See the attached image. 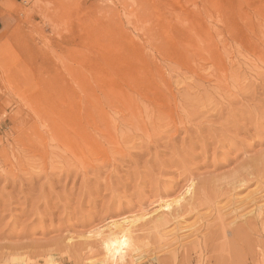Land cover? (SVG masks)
Here are the masks:
<instances>
[{"label": "rangeland", "instance_id": "obj_1", "mask_svg": "<svg viewBox=\"0 0 264 264\" xmlns=\"http://www.w3.org/2000/svg\"><path fill=\"white\" fill-rule=\"evenodd\" d=\"M14 2L0 64L36 94L0 91V264H264V0Z\"/></svg>", "mask_w": 264, "mask_h": 264}, {"label": "bare ground", "instance_id": "obj_2", "mask_svg": "<svg viewBox=\"0 0 264 264\" xmlns=\"http://www.w3.org/2000/svg\"><path fill=\"white\" fill-rule=\"evenodd\" d=\"M240 2H241V0H240ZM247 4H250V3H247ZM257 4H256V6H257ZM234 5H236V3ZM259 5H260V3H259ZM0 7L3 8V9H8L9 11H13L16 8V7L12 6V5L8 6V5H5V4L0 5ZM236 8H237V6H236ZM246 13H247V11H246ZM246 19H247V17H245V20ZM4 36H2V37L4 38ZM186 42H187L186 44L182 45V50L185 52V54H189V53L192 54L193 52L201 54L200 53L201 51H204V52L206 51V54H207V52H209L211 55L214 56V58L215 57L218 58L217 51H214V50L210 49V48H212V46H210L211 44H208V43H205V42H200V41H198L197 39H194V38H191V39L189 38ZM15 57L16 58L14 59V61L13 60L12 61H3V63L0 64V91L1 90L4 91L3 88H5V89H8V90H5V91H8V92L9 91H13L15 94L19 95L20 99H23V100L29 99V98L31 99L36 94V80H35V75H34V73L32 71V67H30V65L28 66V64L26 62H22L23 59H22V57H20V55L19 56L16 55ZM10 84L14 88L13 87L10 88V86H9ZM5 85H8V86L5 87ZM1 94H3V96H4V93H1ZM19 116L20 115L16 114V113L11 115L12 119H15L17 121L16 122L17 124L23 123V120H20ZM34 122L35 121H33V123H32L30 121V123H32V124H34ZM28 126L30 127V125H28ZM82 130H85V129H82ZM82 130L80 131L81 133L78 134L79 138H81V139L77 138L76 140L71 141V143H73L75 145V147L77 149H80V150L82 148L88 147L87 145H89L91 143V142H89L88 138L86 139V137H85V135L88 137V134H87L88 131L85 130V131L82 132ZM76 133H77V130H76ZM19 140H20V138H19ZM18 143L20 144V141H18ZM22 143H24V142H22ZM30 148H32V147H30ZM29 150L31 151V149H29ZM14 152H16V151H14ZM17 154L19 155V153H17ZM32 160H34V159L32 158ZM29 162H30V160H29ZM25 165H27V164L25 163ZM27 168L29 170L28 166H27ZM234 185L235 186L243 185V180L239 178L238 180H236L234 182ZM188 192L189 193L191 192V185L188 186L185 194H187ZM184 195L182 197L178 198L176 201L164 202L163 204L160 205V208H162L164 210H167L168 212L167 211L166 212L170 213L176 206L181 204V201L184 199ZM251 201H252V199H251ZM125 221H127V220H124V223H125ZM131 224L132 223H130L129 226L128 225L125 226L126 224L123 225V224H117L115 222H112V223H110V225H108V227H107L108 230H107L106 234L103 235V238L101 240V245L103 247V250L106 253V257L107 258H111L112 261L113 260H117V259L123 260L127 250H129L130 247H131V241H130V238H129L128 234H127ZM101 233H103V232H101ZM11 259H7L6 262L8 264H22L17 259H13V260H11Z\"/></svg>", "mask_w": 264, "mask_h": 264}, {"label": "crops", "instance_id": "obj_3", "mask_svg": "<svg viewBox=\"0 0 264 264\" xmlns=\"http://www.w3.org/2000/svg\"><path fill=\"white\" fill-rule=\"evenodd\" d=\"M3 4H10L12 6H15L14 0H0V5ZM17 23V17L15 14H12L8 11H2L0 13V35L7 32L12 28V26H15Z\"/></svg>", "mask_w": 264, "mask_h": 264}]
</instances>
